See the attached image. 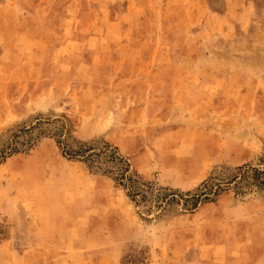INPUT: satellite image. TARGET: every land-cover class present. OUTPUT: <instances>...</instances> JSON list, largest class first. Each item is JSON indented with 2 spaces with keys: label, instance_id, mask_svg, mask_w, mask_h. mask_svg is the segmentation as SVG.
<instances>
[{
  "label": "rangeland",
  "instance_id": "1",
  "mask_svg": "<svg viewBox=\"0 0 264 264\" xmlns=\"http://www.w3.org/2000/svg\"><path fill=\"white\" fill-rule=\"evenodd\" d=\"M1 151L0 264H264V0H0Z\"/></svg>",
  "mask_w": 264,
  "mask_h": 264
},
{
  "label": "trees",
  "instance_id": "2",
  "mask_svg": "<svg viewBox=\"0 0 264 264\" xmlns=\"http://www.w3.org/2000/svg\"><path fill=\"white\" fill-rule=\"evenodd\" d=\"M59 134H62L63 131L58 130ZM21 134H15L13 142L9 144V147L6 148L10 151V153L18 152V144L23 147H28L31 145L33 141V137L26 138L25 141L20 142ZM62 137V136H60ZM64 137V136H63ZM59 140V144L64 146V153L70 157L82 156L83 158H91L93 159V163H96V168L98 170H103L104 172L113 171L117 180L120 182L122 186L127 190L128 196L131 197L134 201L138 197H145L141 190L140 186H145L139 180V176L134 173L132 175L130 164L119 154L111 149L105 148L103 150L96 151L91 147H87L82 145L78 148H73L70 146L69 141L65 138L63 140ZM4 154V152H0V155ZM110 169V170H109ZM232 182L230 184H234L235 188H237V192L240 194H244L247 190L256 188L258 190L264 191V162L260 164L258 167H246L238 169V174L232 176ZM229 184H227L228 186ZM222 185H218L217 188H213L208 184H205L202 191L199 194L191 195L189 200H185V202H191V205L197 207L199 203L203 201H211V197H215L221 192H223ZM178 195H174V198Z\"/></svg>",
  "mask_w": 264,
  "mask_h": 264
}]
</instances>
